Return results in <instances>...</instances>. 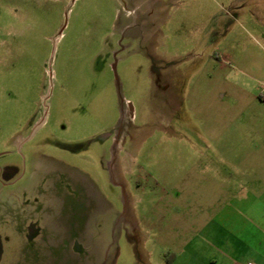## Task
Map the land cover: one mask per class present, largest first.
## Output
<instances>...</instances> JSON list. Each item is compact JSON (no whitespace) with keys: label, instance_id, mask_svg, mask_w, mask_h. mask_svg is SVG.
Returning a JSON list of instances; mask_svg holds the SVG:
<instances>
[{"label":"rangeland","instance_id":"1","mask_svg":"<svg viewBox=\"0 0 264 264\" xmlns=\"http://www.w3.org/2000/svg\"><path fill=\"white\" fill-rule=\"evenodd\" d=\"M253 208L264 0H0V264H190Z\"/></svg>","mask_w":264,"mask_h":264},{"label":"crops","instance_id":"2","mask_svg":"<svg viewBox=\"0 0 264 264\" xmlns=\"http://www.w3.org/2000/svg\"><path fill=\"white\" fill-rule=\"evenodd\" d=\"M156 8L157 13L163 9L162 6ZM132 10H128V13H132ZM155 21L156 9L144 20L150 25L149 33L153 37L159 34L161 28L158 20ZM241 218L242 223L237 224L236 234L233 227L215 222V219L203 226H196L202 237L192 238L188 245L189 253L182 250L179 257L188 255L190 264H198L201 260L204 264H264V212L253 208L248 210V214L242 212Z\"/></svg>","mask_w":264,"mask_h":264},{"label":"water","instance_id":"3","mask_svg":"<svg viewBox=\"0 0 264 264\" xmlns=\"http://www.w3.org/2000/svg\"><path fill=\"white\" fill-rule=\"evenodd\" d=\"M131 116L133 117V112H132V110H131Z\"/></svg>","mask_w":264,"mask_h":264},{"label":"built area","instance_id":"4","mask_svg":"<svg viewBox=\"0 0 264 264\" xmlns=\"http://www.w3.org/2000/svg\"><path fill=\"white\" fill-rule=\"evenodd\" d=\"M249 264H252V263H249Z\"/></svg>","mask_w":264,"mask_h":264},{"label":"bare ground","instance_id":"5","mask_svg":"<svg viewBox=\"0 0 264 264\" xmlns=\"http://www.w3.org/2000/svg\"><path fill=\"white\" fill-rule=\"evenodd\" d=\"M121 143V142H120Z\"/></svg>","mask_w":264,"mask_h":264}]
</instances>
